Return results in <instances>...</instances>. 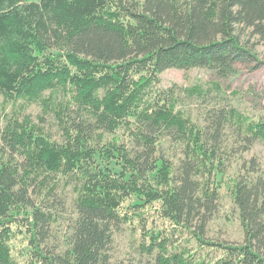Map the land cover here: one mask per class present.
<instances>
[{"label":"trees","instance_id":"trees-1","mask_svg":"<svg viewBox=\"0 0 264 264\" xmlns=\"http://www.w3.org/2000/svg\"><path fill=\"white\" fill-rule=\"evenodd\" d=\"M248 30L264 41V0H0L4 101L68 96L55 110L62 141L30 119L7 121L0 264H110L122 225L148 258L127 264H264V169L254 159L231 186L243 241L206 233L223 190L224 125L235 122L250 148L264 119L221 111L213 130L202 127L161 80L173 68L228 78L263 66L242 39ZM167 138L181 146L178 163L161 151ZM70 185L75 217L54 251L52 198Z\"/></svg>","mask_w":264,"mask_h":264},{"label":"rangeland","instance_id":"rangeland-1","mask_svg":"<svg viewBox=\"0 0 264 264\" xmlns=\"http://www.w3.org/2000/svg\"><path fill=\"white\" fill-rule=\"evenodd\" d=\"M242 39L253 47L261 59H264V41L258 36L251 35L250 30L245 32ZM161 80L165 88L172 89L177 95V108L183 110L202 127L213 130L221 111L227 113L236 110L255 119H264V65L259 68H255L254 64L239 65L237 72L228 78L219 77L214 70L207 68H173L164 71ZM53 90H45L34 101L21 99L12 103L5 102L3 95L0 94L1 147L4 146L3 132L11 115H17L20 120L30 119L53 140H63V131L55 110L60 101L66 102L68 96L60 90L50 96ZM47 101L48 103H45ZM102 133L103 139L110 137L109 133ZM243 133L241 134L238 126L232 122L224 125L219 136V144L224 149L225 159L223 190L206 227L207 236L213 241L233 243L243 241L244 229L240 223L239 210L232 198L231 186L238 174L246 173L244 166L252 159L264 169V139H258L247 148ZM180 149L181 146L169 138L164 140L161 146L162 153L176 163L182 156ZM18 159H22V156ZM110 166L119 170L114 163ZM75 197L76 192L73 185H70L65 194L59 192L52 198L58 216L47 239V248L61 251L65 247L70 225L75 217ZM110 253V264L136 263L140 259L143 261L148 259L146 255L141 256L138 253L132 232L124 225L114 231Z\"/></svg>","mask_w":264,"mask_h":264}]
</instances>
